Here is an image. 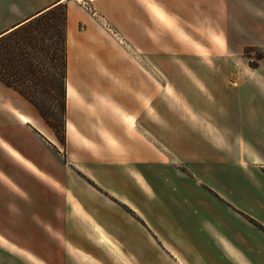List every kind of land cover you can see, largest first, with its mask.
I'll use <instances>...</instances> for the list:
<instances>
[{"label":"crops","instance_id":"0c3cea01","mask_svg":"<svg viewBox=\"0 0 264 264\" xmlns=\"http://www.w3.org/2000/svg\"><path fill=\"white\" fill-rule=\"evenodd\" d=\"M91 2L104 26L88 22L84 32H79L72 0L29 5L0 0V38L51 7L68 3L67 126L72 141L80 143L89 156H97L95 161L76 165L136 220L135 237L127 229L119 231L118 237V247L130 253L129 264L135 256L153 264L158 248L162 261L174 253L176 264H264V0H154L170 28L138 0ZM246 48L261 52L254 58L255 65L246 57ZM153 56H158L163 67L171 61L178 67L159 68L161 74H157ZM155 74L194 77L200 83L187 85L193 98L173 101L165 96L167 84L154 85ZM0 97H5L22 124L37 125L30 114L9 103L1 85ZM128 116L131 121L125 119ZM0 142V168L9 156L23 167L25 155L8 141ZM185 160L194 174L207 170L211 177L220 170L225 175L221 181L229 189L243 190L235 200L209 184L226 210V219H218L212 229L196 231L178 224L176 232L168 231L172 211L148 183L157 173L163 176L172 171L181 177L180 164ZM0 174L7 178L1 169ZM195 178L198 186H205V176ZM7 183L0 176V191H4L0 194H9V200L19 204L18 197L3 186ZM185 200L177 203L179 222L188 209ZM94 203L86 214L100 219L103 204L100 200L95 207ZM17 207L27 218L32 216L34 226L35 213L31 212L37 211L36 205L29 202ZM107 215L113 223L122 220L119 214ZM22 222L31 228L27 219ZM94 255L104 261L100 251Z\"/></svg>","mask_w":264,"mask_h":264},{"label":"rangeland","instance_id":"374dc122","mask_svg":"<svg viewBox=\"0 0 264 264\" xmlns=\"http://www.w3.org/2000/svg\"><path fill=\"white\" fill-rule=\"evenodd\" d=\"M18 1L29 5L38 4L43 0ZM8 2L9 5H12L16 4L17 0H8ZM72 2L76 6L78 15L77 31L84 32L88 22L104 26L103 19L92 6L91 0H72ZM59 11L61 13V10ZM47 20L49 21L48 25L52 27L53 23L51 22H54L55 19L47 18ZM59 24L60 26H54L55 28L41 25L44 29L34 26L22 31L19 35L13 36L12 41L7 38V41L12 43L13 49L16 47L23 48L24 52L29 53L27 55L29 56V63L40 72L39 76L44 80L38 86L30 81L20 84L23 87H30V90L34 91L42 108H44V116L26 97L17 91L18 94L14 93V89L8 88L0 81V85L7 90L9 103L12 102L14 107L26 111L37 122V125L22 124L15 117L10 105H7L5 97H0V122L2 121L0 124V141H8L26 157L21 160L23 167L12 157L5 158L0 169L7 178L1 175L2 173L0 176L8 181L7 184L9 185L3 184V186L18 197L19 204L31 202L36 205L37 211L34 212L33 210L31 213H35L34 221L39 222L45 231L35 228L31 224L32 216L30 214L27 218L19 212L17 207L19 204L9 200V194H0V206L6 203L3 209L0 208V264H7L8 262L13 264H18L17 262L19 264H105L106 261H111L113 264H129L130 253L127 249H124L123 252L118 247V245L120 246L118 237L119 231L124 232L125 229L130 232V236L135 237L134 221L136 220L125 205L119 207L118 199L99 188L76 165L78 162L84 165L88 159L95 161L97 156H89L87 152H83L82 145L78 142L74 143L70 137L67 126L69 63L67 64L66 93L63 94L61 86L63 80L57 75V69L60 65L58 63L53 65L55 60L51 58L54 54H59V52L61 54L62 52L63 45L60 42L61 19ZM19 36L22 37L19 38ZM18 52L15 50L13 53ZM244 53L246 57H249L248 60L251 65H255L254 58L261 55V52L254 48H246ZM152 62V68L157 74H161L158 71L159 68L170 67L175 69L178 67V63L172 61L168 66L164 65L163 67L158 56H153ZM93 67H95L94 64ZM218 67L223 68V65L218 64ZM6 71V73L11 74L12 68L8 65ZM157 74L154 77V85L167 84L165 96L173 101L186 102L193 98L194 94L189 91L187 85L200 83L194 77L172 76L167 78ZM175 88L178 91H175ZM183 89L186 92L180 91ZM64 101L66 103L65 114ZM167 169L171 170L172 167ZM180 171L183 174L181 177L169 171L163 176L158 173L152 174V178L149 177L152 180L148 181L150 187L154 189V194L162 195L160 201L163 200L166 203V209L168 207L172 211L173 217H170L172 220H169L168 224L166 221L157 222L160 225L166 224L168 231L176 232L178 224L182 228L186 227L196 231L209 230L213 228L211 226H216L218 219H226L225 207L216 201L218 197L210 190L212 188L209 187V184L220 189L216 191L235 200L242 196L243 190L235 186L233 189H229L230 187L221 181L225 179V175L220 170L215 171V175L210 174L211 177H209L207 170L204 172L197 171V174H194L191 164L185 160L180 164ZM196 175L197 177L200 175L206 177L205 186L197 185ZM20 176L24 177V181ZM27 180H30L31 183L27 184ZM118 189L120 193L121 189L119 187ZM37 196L44 198V200H36ZM184 199H186L188 209L184 210V215L181 216V222H179L176 219L177 203L184 201ZM100 200L103 204L102 208L100 207V219L96 215H87L90 204L96 201L93 206H100ZM204 203L206 206L201 208V204ZM10 204L11 207L9 208ZM38 207L43 209L38 210ZM107 213L119 214L122 218L121 222L113 223ZM127 217L131 221L128 222L129 219L124 221L123 218ZM20 219L22 220L20 221ZM23 219L30 222V235H24V232H27V227L23 226ZM44 219L49 223H44ZM232 219H236V217L232 216ZM250 221L256 222L252 217ZM137 223L139 222L137 221ZM233 226V228L236 226L235 220ZM33 230L37 232L36 244L39 239L40 242L43 241L40 234L48 236V243L51 245L49 250L34 246ZM155 235L157 234L154 233V239H156ZM158 240L160 241L159 238ZM28 245H33L39 251L29 249L26 247ZM96 251L104 254V261L95 257ZM157 254L158 257L156 254L154 255L158 260L154 259L153 264L177 263L173 258L174 253H170L172 256L169 259L163 257L166 262L161 260L159 248ZM135 257L130 260L131 264H140L139 262H142L140 257ZM142 264L144 263L142 262Z\"/></svg>","mask_w":264,"mask_h":264},{"label":"trees","instance_id":"16d2710c","mask_svg":"<svg viewBox=\"0 0 264 264\" xmlns=\"http://www.w3.org/2000/svg\"><path fill=\"white\" fill-rule=\"evenodd\" d=\"M61 10V13H59ZM47 18H54V22L50 27L48 25L49 21ZM61 19V38L60 42L63 45L62 52L60 54L56 53L54 56H51L53 60V65L55 63H58L59 70L57 69V75L63 80V84L61 82V86L63 88V94L66 93V79H67V64H68V56H67V9L65 4H57L47 11L41 13L40 15L30 19L28 22L24 23L21 27H19L14 32L8 34L7 36H4L0 38V81L3 82L8 87L14 89L24 97H26L36 108L39 109V111L44 116V108H42L38 98L35 96L34 91L30 90V87L22 86L21 83H25L27 81H30L37 86L42 84L44 80H42V77L39 76V73L37 70H35L32 65L29 63V56H27L29 53L24 52V49L14 48L11 47L12 43H9L7 41V38H10L11 41L13 40V36L19 35L22 31H26L27 29L31 27H38L43 28L41 25H47L49 28H55L54 26H60L59 22ZM59 28V27H58ZM44 29V28H43ZM10 36V37H9ZM12 36V37H11ZM22 36H19L21 38ZM9 39V40H10ZM12 50H18V53H13ZM12 68V73H6V66ZM10 75V76H9ZM54 77V76H53ZM18 84V85H17ZM26 87V88H25ZM64 114L66 110V103L64 101Z\"/></svg>","mask_w":264,"mask_h":264},{"label":"snow or ice","instance_id":"6c2138e0","mask_svg":"<svg viewBox=\"0 0 264 264\" xmlns=\"http://www.w3.org/2000/svg\"><path fill=\"white\" fill-rule=\"evenodd\" d=\"M138 3L142 5L144 8L152 11L159 18V20L165 25V27H168V28L171 27L169 22L165 19L164 15L155 7L154 0H138ZM218 43H220L221 47L223 46L222 41H218ZM125 119L128 121H131L132 117L128 116V117H125Z\"/></svg>","mask_w":264,"mask_h":264},{"label":"flooded vegetation","instance_id":"af4514ba","mask_svg":"<svg viewBox=\"0 0 264 264\" xmlns=\"http://www.w3.org/2000/svg\"><path fill=\"white\" fill-rule=\"evenodd\" d=\"M43 208H41L40 210H42ZM49 220H50V218H49ZM44 223H49L46 219H44ZM34 227L35 228H39V229H42L43 231H45L44 230V228H41V225H40V223L38 222H36V224H34ZM29 228L27 227L26 228V231L27 232H24V235L25 234H27V235H30V233L31 232H29ZM23 233V232H22ZM29 233V234H28ZM36 230H33L32 231V234H33V236H36ZM45 237H46V235H44V234H40V238H43V241H41L40 242V239H39V241H38V243L36 244V241H35V239H34V241H35V244H34V246H36V247H41L43 250H49V248H51V245L49 244V243H46V241H45ZM48 237V236H47ZM37 239V238H36ZM33 245L32 246H30V245H28V246H26V247H29V249H32L33 251H39L36 247H34Z\"/></svg>","mask_w":264,"mask_h":264}]
</instances>
